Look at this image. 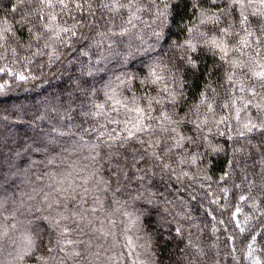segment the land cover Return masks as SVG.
Segmentation results:
<instances>
[{"label":"clouds","instance_id":"9594fccd","mask_svg":"<svg viewBox=\"0 0 264 264\" xmlns=\"http://www.w3.org/2000/svg\"><path fill=\"white\" fill-rule=\"evenodd\" d=\"M26 2L33 7L18 23L28 25V41L22 42L14 33L11 42L8 37L0 38V71L12 68L13 75L11 85L0 79V98L15 93L21 87L14 79L17 74L27 77L25 83L55 75L44 70L45 63H33L37 57L47 55L43 50L46 44L58 43L60 50L57 58L64 56L67 59L70 53L63 51L65 46L70 44L75 51L76 44L88 41L81 55L89 56V49L95 48L98 59L95 62L90 59L93 67L73 81L75 87L71 94L85 96L91 101L90 110L84 113L89 117L95 110L110 109L113 101L121 105L131 104L140 113L139 123L134 121V130L126 125L125 131L132 132V139L138 141L140 147L134 148L127 136L116 137L112 143H108V136L103 140L97 137L92 148V168L73 172V182L79 176H89L97 168L101 170V175L105 171L111 173L113 157L117 153L134 171L129 176L128 168L122 167L120 173L123 175L117 174L115 178L109 175L102 184L96 183L93 176L89 188L95 185V191L85 202L89 205L87 208L79 203V193L73 195L65 192L64 188L56 191L54 185L48 196H44L43 192L34 196L27 191L31 185H25V195L19 198L15 195L17 186L8 183L0 187L4 195L12 194L8 196V207L0 203V221L5 218L8 221V231L0 232V264H66L68 260L71 264H123L118 250L128 234L134 235L137 240L139 256L134 264H159L154 244L160 220L179 225L182 219L187 218L182 209L188 201L178 195L170 199L165 194L173 180L181 185L179 191H187L189 195L198 193L199 188L208 185L209 181L212 185L208 187L216 185V191L228 190L220 188L219 181L213 180L210 175L212 162L209 156L226 152L225 146L218 140L220 126L225 123L218 110L225 106L223 95L229 90L224 84L213 86V81L209 80L195 98L189 91H195L194 85L201 73L210 75L213 71L209 65L211 56H218L227 65L216 66L223 68L228 80L230 76L232 79L242 76L251 82L253 89H264V81L256 80L253 75L257 60L264 62V0H208L210 5H222L216 9L202 8L199 0H191L192 7L197 9L192 20L177 18V12L184 7V0H64L63 4L59 0ZM70 4L75 7L70 8ZM128 9H133L135 13L143 12L144 16L137 15L135 19L123 16L122 11ZM234 9L242 19L234 16ZM54 12L62 20L65 14H73L72 22L67 26L68 40L60 38L50 42L43 17L52 18ZM78 12L86 13V16H75ZM248 15H259V24L253 25ZM248 36L252 40L245 50L242 45ZM17 48L26 55L18 52ZM5 52L9 54L7 57ZM109 57L112 62L104 64ZM74 62L68 61L69 64ZM133 63L136 68L130 67ZM28 65L34 70L40 69L39 74L23 72L22 69ZM56 71H60L59 66ZM95 74L107 75L108 79L98 80L94 86L83 84V76ZM100 95L105 97L103 102L96 100ZM141 101L146 103L141 106ZM9 106L20 107L25 113L37 111L30 99L14 100ZM80 107H73L71 102L67 105L53 103L46 113L34 115L36 121L46 119L50 124L43 136L37 133L38 148L54 151L45 143L53 133L58 137L68 136L69 139L75 135L78 138L71 144L67 141L61 144V152L67 151L70 156L80 159L87 148L84 135L77 134L74 129H62L64 121ZM186 125L192 126L191 133L185 130ZM137 132L142 133L143 138L137 137ZM224 134L228 135L227 128ZM240 135L241 130L232 127L231 139L235 140ZM231 149L234 155L239 151L236 145H232ZM125 153H130L131 159ZM162 187L165 192L160 191ZM69 206L78 215L77 220H72V234L79 231L86 239L81 240L83 246L74 254L66 253L61 257L57 255L60 242L65 238V230L61 226L67 225L68 221L57 209L62 211ZM65 215L72 219L70 213ZM154 216L159 219L154 221ZM45 218L47 228L42 223ZM101 219L109 237L115 235L121 239L119 243L109 240L99 251H95V244L103 239L97 227ZM13 220L15 224L11 223ZM25 235L29 240L27 248L21 246ZM45 240L46 253L41 247ZM89 240L93 241L91 246ZM112 250L117 253L115 257L104 255Z\"/></svg>","mask_w":264,"mask_h":264},{"label":"trees","instance_id":"16d2710c","mask_svg":"<svg viewBox=\"0 0 264 264\" xmlns=\"http://www.w3.org/2000/svg\"><path fill=\"white\" fill-rule=\"evenodd\" d=\"M199 6L216 9L222 5H210L208 0H199ZM32 7L26 0H0V38L8 37L11 42V35L14 33L22 42H27L30 36L28 25H21L18 21ZM74 7V4H70V8ZM196 13L197 9L192 7L191 0H184V7L177 12V18L183 17L192 20ZM121 14L131 19H135L137 15L144 16L143 12L135 13L133 9L122 11ZM233 14L236 18L242 19L235 9ZM72 15V13L65 14L63 20L55 12L53 13L54 20L49 16L43 17L45 25H51L54 29V31L48 32L50 42L58 41L60 38L69 39L68 34L64 32L59 33V39L54 37L60 28L67 27L72 22ZM74 15L84 18L86 13L78 12ZM248 20L253 25H258L260 22L259 15H248ZM182 32L183 30H181ZM251 40L252 37H246V42L242 45L245 50ZM87 45L88 41L76 44L75 51L72 50L70 44L65 46L63 51L70 53L67 59L64 56L57 58L60 50L58 43H52L48 48L45 47L43 50L47 55L37 57L33 63H45L44 70L53 72L55 75L25 83L27 77L21 80L18 79L19 74H17L14 79L21 87L17 88L15 93L0 98V187H4L8 183L17 186L15 195L18 198L25 195V185H31L27 191L34 196L40 192H43L44 196H48L50 188L54 185L56 191L64 188L65 192L73 195L79 193V203L84 204L87 208L89 205L85 202L95 191V185L89 188V182L93 176L96 183L102 184L109 175L113 178L117 174L123 175L120 173L122 167L128 168L129 176L133 174L134 170H131L117 153L113 157L114 164L111 173L105 171L101 175V170L97 168L92 170L87 177L79 176L75 182L72 180L73 172L92 168L90 163L93 155L92 148L96 144L97 137L103 140L108 136V143H112L116 137L127 136L129 143L134 148L140 147L139 142L132 139V132L125 131L126 125L129 129L134 130V121L139 123L140 113L138 110H134L131 104L121 105L113 101L110 109L95 110L94 114L89 117L84 113L90 110L91 101L85 96L71 94L75 87L73 81L82 72L86 73L93 67V64L89 63L90 59L93 62L98 59L95 48L89 49V56L81 55ZM53 49H55V55H53ZM17 51L26 55L22 49L17 48ZM4 55L7 57L9 54L5 52ZM69 60L75 62L69 64ZM61 61H63L62 64ZM111 62L109 57L103 63ZM217 64L227 67L224 62L219 60L218 56H211L209 65L212 66L213 71L210 75L206 72L201 73L195 82V91L190 90L189 94L195 98V95L203 90V85L209 80L213 81V86L224 84L225 88L229 90L223 95L225 106L218 110L225 121L220 126L221 135L218 140L225 146L226 152L209 156V160L212 162L210 175L213 176V180L219 181L220 188L228 190L216 191V185L208 187V185H212V181H209L208 185L199 188L198 193L192 192L189 195L187 191H179L181 185L173 180L171 188L165 194L170 199H174L178 195L188 201L187 206L182 209L187 214V218L182 219L179 225L168 220H160L156 227L158 234L154 244L159 264H264V126H262L264 125L262 124L264 111L261 110L264 109V89L259 91L253 89L251 82L242 76H234L232 80H228L223 68L217 67ZM58 66L60 67L59 72L56 71ZM99 66H103V64ZM130 67L136 68L137 65L133 63ZM261 67H264V62L258 59L255 71H259ZM22 70L33 75H38L40 72V69L34 70L31 65ZM141 71L145 70L141 69ZM0 79L11 85L12 68L0 71ZM107 79L108 76L104 74L85 75L83 84L94 86L98 80L106 81ZM21 99H30L37 111L25 113L20 107L9 106L12 101ZM104 99L103 95L96 98L97 102H103ZM70 102L73 107L76 105H81V107L77 108L72 116L64 121L62 129L64 131L74 129L77 134L84 135V144L87 145V148L83 150V156L80 159L70 156L67 151L63 154L61 152V144L64 141L71 144L78 138L75 135L69 139L68 136L58 137L53 133L45 140V143L55 150L49 152V148H38L37 133L43 136L50 124L46 119L36 121L34 115L46 113L53 103L67 105ZM140 103L143 106L146 102L141 101ZM180 111L183 112L184 109L181 108ZM246 124L251 128L250 131L244 127ZM252 125L255 127H251ZM232 127L241 130V135L235 140L231 139ZM226 128L228 135L224 134ZM185 130L191 133L192 126L186 125ZM135 135L143 138L142 133L137 132ZM116 142L118 143V141ZM232 145L239 148L235 155L231 149ZM185 146L187 147V145ZM125 156L131 159L130 153H125ZM86 161L88 163H85ZM38 177L39 179H37ZM160 191L165 192V188H160ZM11 195L8 193V196ZM8 196L0 191V203H4L5 207H8ZM52 199L55 201V193L52 194ZM56 203L58 204V201ZM57 211L68 221L67 225L61 226L65 230V238L61 240L57 250V255L63 257L66 253L74 254L78 251L83 246L81 240L86 237L79 231L75 235L72 234V220L78 219L74 208L69 206L62 211L58 208ZM66 213H70L71 220L68 219V215H65ZM57 219L59 220V217ZM153 219L155 221L159 218L154 216ZM7 223L6 218L4 221H0V232L8 231ZM11 223L15 224V220ZM42 223L47 228V218ZM129 226L131 227V225ZM97 227L100 228L103 239L100 243L95 244V251H99L101 246L106 245L109 240L114 243L120 242L121 238L118 236L109 237L102 219ZM48 231L50 232L51 229ZM88 242L90 246L93 244L91 240ZM46 243L47 240L41 244L45 253L48 251ZM28 244L29 240L25 235L21 246L27 248ZM118 251L123 264H134L135 259L139 256L135 236L128 234L124 238L123 246ZM116 254L115 250L104 253L105 256L113 257ZM66 264H71V260H68Z\"/></svg>","mask_w":264,"mask_h":264},{"label":"snow or ice","instance_id":"6c2138e0","mask_svg":"<svg viewBox=\"0 0 264 264\" xmlns=\"http://www.w3.org/2000/svg\"><path fill=\"white\" fill-rule=\"evenodd\" d=\"M59 2L61 4L64 3V0H59ZM52 19L54 20L55 17L53 16ZM47 32H52L54 31L53 27L51 25H47L46 29ZM69 29L67 27L64 28H60L59 31L56 33V36L54 37L55 39H59V33L60 32H64V33H68ZM46 48L51 47V45L46 44L45 45ZM221 50L223 51V49L221 48ZM53 55H55V49H53ZM253 75L255 76V78H257L258 80L264 81V67H261V69L259 71H254ZM18 79L23 80L24 76L23 75H19ZM229 79L231 80L232 77L230 76ZM259 107V106H258ZM262 111H264V109H261ZM264 126V125H262ZM245 128H247L249 131L251 130V128L249 127V125H245ZM251 127H255V125H252ZM241 199H243V197H241Z\"/></svg>","mask_w":264,"mask_h":264}]
</instances>
